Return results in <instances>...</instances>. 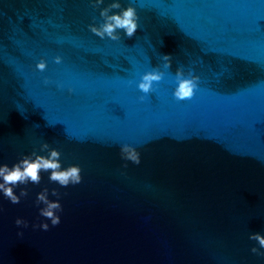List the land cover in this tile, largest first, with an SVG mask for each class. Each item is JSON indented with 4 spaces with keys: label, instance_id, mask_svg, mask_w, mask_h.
I'll return each instance as SVG.
<instances>
[{
    "label": "water",
    "instance_id": "1",
    "mask_svg": "<svg viewBox=\"0 0 264 264\" xmlns=\"http://www.w3.org/2000/svg\"><path fill=\"white\" fill-rule=\"evenodd\" d=\"M111 2L0 0V163L47 143L81 169L79 184L41 173L14 189L20 203L0 197V264H264L247 238L264 234V0H120L137 30L101 40L87 25ZM178 67L199 77L191 98L172 96ZM152 68L163 75L141 101ZM44 187L61 205L47 231L32 228L48 222Z\"/></svg>",
    "mask_w": 264,
    "mask_h": 264
},
{
    "label": "clouds",
    "instance_id": "2",
    "mask_svg": "<svg viewBox=\"0 0 264 264\" xmlns=\"http://www.w3.org/2000/svg\"><path fill=\"white\" fill-rule=\"evenodd\" d=\"M104 3V0H89V4L96 8ZM118 9V11H111ZM99 15L102 22L99 24L90 23L87 25L88 31L93 35L103 40L117 41L120 39L121 31L124 36L132 37L138 27V16L136 7L132 4L121 6L120 0H112L107 6L99 9ZM163 61V68L167 69L170 65V56L165 54L161 57ZM62 58L60 55L52 57V62L60 64ZM47 67L46 60L41 57L34 65L37 72H44ZM162 72L156 68L144 71L139 75L138 80L135 81V88L142 94L138 97L143 101L144 96L153 90L154 82H158L162 78ZM199 77L193 75L191 72L184 73L181 67L176 69L174 74L175 86L172 89V96L177 100H184L193 96L194 90L197 88ZM43 84L50 83L47 77H44ZM131 83V81L129 82ZM56 87L60 88V83H56ZM71 91V89H69ZM40 151L46 152L45 155L36 152L21 155L20 158L9 166L6 163H0V197L6 199L10 204H18L22 197L27 195L25 188L21 187L17 194L14 189L18 185L39 184L41 181V173H47V180L54 182L61 188L69 185H76L81 182V169L78 165L70 164L62 167L60 163L61 153L54 147H49L47 143L40 145ZM119 154L122 160L130 162L133 165L140 164V153L136 148L129 144H121L119 146ZM125 167L127 165H124ZM51 195L56 199H49V189L44 187L35 194L34 204L40 205L37 208L38 215L45 218L48 222L42 220L38 225L33 223L32 228L37 227L41 231H47L49 225L55 227L60 223L61 205L59 202V193L55 188L51 189ZM0 211H3L0 209ZM17 228L28 227V221L16 217L13 221ZM17 236H22L21 232H17ZM248 240L254 241L255 244L250 247L249 251L257 257L264 258V234L261 232L248 233Z\"/></svg>",
    "mask_w": 264,
    "mask_h": 264
}]
</instances>
